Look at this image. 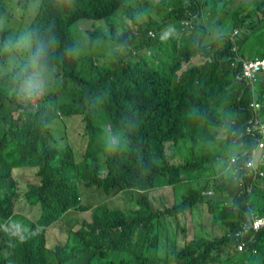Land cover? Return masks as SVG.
<instances>
[{
	"label": "trees",
	"instance_id": "obj_1",
	"mask_svg": "<svg viewBox=\"0 0 264 264\" xmlns=\"http://www.w3.org/2000/svg\"><path fill=\"white\" fill-rule=\"evenodd\" d=\"M6 1L0 0V7ZM130 2L45 0L27 27L33 45L25 62L36 68L23 72V65L14 66L0 77V109L8 99L19 113L9 127L0 114V226L8 222L0 227V264H215L232 250L241 255L240 264H264V229L248 251H238L240 239L235 236L251 212L264 216V177L248 194L240 181L243 177L249 184L247 177L242 171L235 174L231 165V158L242 154L241 143L251 149L260 138L258 130L240 142L235 138L248 126L255 127L249 107L253 92L264 123V74L250 87L237 81L233 66L236 46L242 56L264 58V29H256L264 22V3H256L235 20L233 29L206 45L210 25L201 18L202 1L179 0L173 9V0H140V8ZM205 4L208 15L218 12L216 4ZM160 5L166 10L163 19L148 20V25L139 19L143 10ZM117 13L142 24L137 34L133 30L134 35L120 40L121 50L113 53L112 61L103 63L98 53L107 37L104 31L83 28L81 46L75 27L107 18L115 35ZM181 20L192 21L189 34L181 30ZM242 28L250 33H242ZM151 30L156 38L150 37ZM253 36L254 44H247ZM9 37L8 29L0 30V56ZM199 53L205 62L190 64ZM4 62L0 57V71ZM53 71L58 80L49 79ZM30 84L39 87L33 90ZM75 115L82 117L87 137L82 155L63 138L61 119ZM58 119L54 136L52 124ZM222 134L225 139H219ZM32 137L42 149L26 154ZM29 168H38V181L22 190L16 175ZM203 177L205 184L190 188L183 200L163 210H157L148 194L132 200L130 210L104 204L123 192L176 189L186 179L197 182ZM206 190L220 199L203 196ZM205 202L213 212L212 225H222L225 235L178 240L162 260L157 222L168 215L194 213ZM72 211L82 215L69 216ZM64 221L70 225L66 239L55 240L56 225Z\"/></svg>",
	"mask_w": 264,
	"mask_h": 264
},
{
	"label": "rangeland",
	"instance_id": "obj_2",
	"mask_svg": "<svg viewBox=\"0 0 264 264\" xmlns=\"http://www.w3.org/2000/svg\"><path fill=\"white\" fill-rule=\"evenodd\" d=\"M7 0L5 6L0 8V30L1 29H8L10 33L8 46L6 45L3 49V52L1 53V58L5 60V64L2 66V70L0 71V77L3 73L10 72L12 67H18L22 66V71H29L31 69H34L36 67L33 66L32 63H26V51L32 50L33 41L27 34V27L28 24L31 22L32 18L36 13L38 12V5L40 3H44L45 0ZM160 0H147L148 3L152 2H158ZM202 1L203 5H201L202 10V20L210 25V36L206 42V45L211 44L215 41V39L220 36V34L227 33V29L231 28L233 29L235 20L241 16L246 15L249 11L253 9V7L258 2H263L264 0H209L212 4H216L218 7V12L214 14L213 16L208 15L207 9L208 6L205 4L208 0H200ZM134 7L140 8L141 3L140 0H131L130 2ZM179 4V0H173L172 9L174 6ZM174 5V6H173ZM127 6H129V1H127ZM165 7L160 5V8L154 7L153 10H151L150 7L148 9L143 10L141 13V17L139 18L143 23H146L148 25V20L151 19H163L165 17ZM114 21L117 25V33L115 35H112L110 33V27H109V20L107 18L104 19H98L93 20L91 19L88 23L82 24L78 23L75 27V37L76 42L82 41L81 46H84L83 43V37H82V31L83 28L87 29L88 27L90 29H100L103 30L106 34V38L103 41V44L100 45L99 53H98V59L101 60L103 63H110L113 59V53L116 51L121 50V44L120 40L122 38H129L133 34V30L136 33V30L138 26H140L142 23L139 20H129L120 18L118 13L113 16ZM255 21L259 19L258 14L254 15ZM87 20V19H84ZM219 21H223L224 23H219ZM188 24L187 20H181V30L184 31V33H188ZM259 27L264 29V22H259ZM242 33L249 34L250 31L246 30L245 28H242ZM255 37L253 36L247 44H254ZM1 41V38H0ZM1 43V42H0ZM9 49V50H8ZM5 51H10L9 54L5 55ZM148 52L151 53V51H145L143 54ZM150 55V54H149ZM248 56L247 54H245ZM243 56L244 58L249 59L248 57ZM77 57L82 63V57L80 54V50H77ZM255 59H261V58H255ZM250 59V60H255ZM205 62V56L201 53L198 54V56L193 57L190 64H200ZM91 64L87 65V68H89ZM263 76V75H261ZM260 76V77H261ZM259 77V78H260ZM258 78V79H259ZM49 79L51 81L58 80V75L53 71L49 75ZM258 80L254 81L253 84H256ZM5 89L4 87H2ZM18 99H21L23 97L22 93H18L16 95ZM34 100H37L34 99ZM6 104L2 106L0 109V114L5 115L4 123L6 124V127L10 126V122L12 119H17L19 116V113L14 110V106L10 104V101L8 99L4 100ZM61 120L65 121V133L63 135V138L65 141L72 144L75 148V150L78 152L79 155H82L83 152L86 149V143H87V137L85 136L84 131V123L82 121V117L79 115H75L72 117H68L66 120V117L62 118ZM58 120H55L52 124V134L56 136L58 133L59 123H57ZM63 122V121H62ZM226 135L222 134L219 136V139H225ZM114 142H117V137L114 138ZM39 141L36 137H32L30 139V144L27 147L26 154H33L38 153L39 149H42V146L38 144ZM238 150V148H236ZM176 152L178 154V150L176 148ZM190 152V151H189ZM238 154V152H237ZM159 162H162L161 160ZM181 162V160H180ZM171 163L173 165H177L178 161L176 159H172ZM261 163L264 165V158L261 161ZM4 166L3 160L0 158V167ZM214 168L219 169L218 166H215ZM211 170V169H210ZM4 170L0 169V174H2ZM38 172V168H29V169H23L21 173L16 175V179L20 181V185L22 187V190H26L28 188V183H36L38 179L34 178ZM183 178V175H182ZM207 182V179L203 177L202 179L198 180L197 182L186 179L181 184L180 187L177 186L176 189H174L172 186L168 187H159L151 190L150 192L146 193H138V192H123L119 194L118 196H115L105 202V205H108L110 207H119L121 209H131L133 206L132 200L135 202L138 198H141L142 195L148 194L155 207L158 209H165L168 206H173L175 204V201L183 200L184 195L188 192L190 188H199V186L205 184ZM207 191V190H206ZM126 194H129V197L126 196ZM99 196L96 195L94 198H98ZM210 198L217 200L220 199V197L217 196H211ZM83 203L87 202V198L82 199ZM25 210H29V208H26ZM78 214V216H81V212L72 211L70 212V215ZM25 214V213H24ZM90 220L93 219V212L90 210ZM86 216H89V213H85ZM16 219V217H15ZM20 219V217H18ZM213 220V212L210 211L209 205L205 202L202 203L200 206L196 207L194 209V213L188 212L187 214L184 213H177L176 215H168L165 217L164 220H162V223L159 224L157 222V232L160 235L161 239V248L159 250L158 256L162 258V260L170 256L174 244L177 243L178 240L185 239V242L187 241L188 237L194 238L195 236H203L208 238H218L222 237L226 233V229L222 225L213 226L212 225ZM8 222H5L6 225ZM4 224H2L3 227ZM200 224V225H199ZM70 225L67 224L65 221L62 223H58L56 227H59L58 229L54 230V234L52 235V238H55V240L61 239L65 241L66 235L65 231ZM1 229H0V235H1ZM240 254L236 255L235 250L231 251L230 254H226L224 256V260L220 261L215 264H226V259L233 258L229 261L228 264H240ZM213 264V263H212ZM246 264H251L250 262H247Z\"/></svg>",
	"mask_w": 264,
	"mask_h": 264
},
{
	"label": "built area",
	"instance_id": "obj_3",
	"mask_svg": "<svg viewBox=\"0 0 264 264\" xmlns=\"http://www.w3.org/2000/svg\"><path fill=\"white\" fill-rule=\"evenodd\" d=\"M188 31L192 28L193 24L191 20H187ZM238 33L233 35L236 38ZM150 37L156 38L157 34L154 30L150 31ZM236 56L234 59L233 66L237 69L236 79L238 82H244L247 86L253 87L254 81L264 74V58L250 60L244 58L238 47H235ZM250 109L253 111L252 120H255V127L248 126L245 132L236 135V142H240V139L244 135L255 136V131L258 130L260 138L257 139V144L251 149L243 148L241 156H234L231 158V165L235 167V174L243 172L247 177L249 184H245L243 177H241V187L243 192L250 194L254 186L258 184L261 178L264 177L263 164L261 161L264 158V123L261 122V119L258 117V111L261 107V103L256 99L253 92V100L250 102ZM259 160L258 164L257 161ZM205 197L213 196V191H205L202 193ZM264 229V216L251 212L248 220L241 224L240 231H238L235 236L240 239V244L237 249L239 252L248 251L250 245L255 242L254 238L257 232ZM254 234L253 236L251 234ZM234 235V234H233ZM232 236V234L230 235ZM252 253L256 254L257 249H252Z\"/></svg>",
	"mask_w": 264,
	"mask_h": 264
},
{
	"label": "clouds",
	"instance_id": "obj_4",
	"mask_svg": "<svg viewBox=\"0 0 264 264\" xmlns=\"http://www.w3.org/2000/svg\"><path fill=\"white\" fill-rule=\"evenodd\" d=\"M163 0H160V1H158V2H152L153 4H157V3H160V2H162ZM7 2V1H6ZM6 4V3H5ZM5 6V5H4ZM0 8H2V7H0ZM29 87L31 88V89H33V90H35L36 88H38L39 87V84H30L29 85ZM255 97H256V95H255ZM261 108V107H260ZM236 135L237 134H235V138H236ZM241 147V150H242V146H240ZM243 148H245V147H243ZM243 151V150H242ZM258 162H259V160L257 161V164H258ZM264 166V165H263ZM209 191V190H208ZM213 191V190H212ZM213 196H214V192H213ZM208 198H210V197H208Z\"/></svg>",
	"mask_w": 264,
	"mask_h": 264
},
{
	"label": "crops",
	"instance_id": "obj_5",
	"mask_svg": "<svg viewBox=\"0 0 264 264\" xmlns=\"http://www.w3.org/2000/svg\"><path fill=\"white\" fill-rule=\"evenodd\" d=\"M241 152H242V150H241ZM247 256V255H246Z\"/></svg>",
	"mask_w": 264,
	"mask_h": 264
}]
</instances>
